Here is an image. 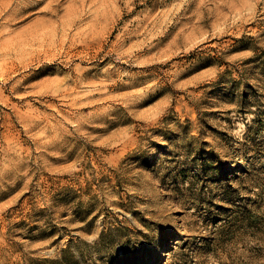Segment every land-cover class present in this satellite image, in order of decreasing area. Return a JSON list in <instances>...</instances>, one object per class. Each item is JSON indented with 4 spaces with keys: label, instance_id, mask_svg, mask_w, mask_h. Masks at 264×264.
<instances>
[{
    "label": "rangeland",
    "instance_id": "obj_1",
    "mask_svg": "<svg viewBox=\"0 0 264 264\" xmlns=\"http://www.w3.org/2000/svg\"><path fill=\"white\" fill-rule=\"evenodd\" d=\"M0 264H264V0H0Z\"/></svg>",
    "mask_w": 264,
    "mask_h": 264
},
{
    "label": "bare ground",
    "instance_id": "obj_2",
    "mask_svg": "<svg viewBox=\"0 0 264 264\" xmlns=\"http://www.w3.org/2000/svg\"><path fill=\"white\" fill-rule=\"evenodd\" d=\"M27 5V4H26ZM2 7H3V5H2ZM6 149H7V147H6ZM7 152V151H6ZM5 154V153H4ZM9 160V159H8ZM6 164V163H5ZM3 170V169H2ZM10 171V170H9ZM5 173V172H4ZM2 180V179H1ZM7 181V180H6ZM6 207V206H5Z\"/></svg>",
    "mask_w": 264,
    "mask_h": 264
}]
</instances>
